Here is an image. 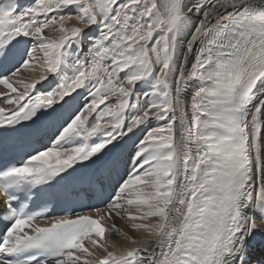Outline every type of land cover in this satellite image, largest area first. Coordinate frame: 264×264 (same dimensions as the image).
<instances>
[{
  "label": "snow or ice",
  "instance_id": "snow-or-ice-1",
  "mask_svg": "<svg viewBox=\"0 0 264 264\" xmlns=\"http://www.w3.org/2000/svg\"><path fill=\"white\" fill-rule=\"evenodd\" d=\"M0 264H264V0H0Z\"/></svg>",
  "mask_w": 264,
  "mask_h": 264
},
{
  "label": "bare ground",
  "instance_id": "bare-ground-1",
  "mask_svg": "<svg viewBox=\"0 0 264 264\" xmlns=\"http://www.w3.org/2000/svg\"><path fill=\"white\" fill-rule=\"evenodd\" d=\"M4 2H6V0H4ZM19 4L21 6H25L27 5L28 3H30V0H18ZM107 209L103 206L101 209H96L94 211H89L87 212L88 215L94 217V218H97V217H104V214L106 213ZM47 222V221H46ZM46 222H41V224L43 223H46ZM119 226L121 227L122 230H125L127 231V226L125 224L124 221H120L119 222ZM120 243H124L123 240L120 241Z\"/></svg>",
  "mask_w": 264,
  "mask_h": 264
},
{
  "label": "rangeland",
  "instance_id": "rangeland-1",
  "mask_svg": "<svg viewBox=\"0 0 264 264\" xmlns=\"http://www.w3.org/2000/svg\"><path fill=\"white\" fill-rule=\"evenodd\" d=\"M104 221H102V223H103Z\"/></svg>",
  "mask_w": 264,
  "mask_h": 264
}]
</instances>
